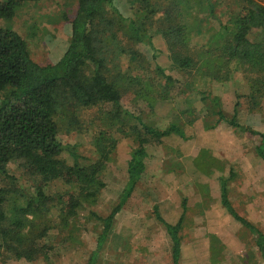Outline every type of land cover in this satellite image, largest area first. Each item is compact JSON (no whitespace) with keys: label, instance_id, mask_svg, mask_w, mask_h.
I'll use <instances>...</instances> for the list:
<instances>
[{"label":"trees","instance_id":"16d2710c","mask_svg":"<svg viewBox=\"0 0 264 264\" xmlns=\"http://www.w3.org/2000/svg\"><path fill=\"white\" fill-rule=\"evenodd\" d=\"M40 1L47 0H0V20L12 21L20 8ZM116 1L77 0L71 39L63 56L54 63L37 62L27 41L17 31L0 27V178L9 180V186H16L11 181L19 179L11 176L9 168L20 162L24 175L36 182L33 196L25 198L24 204L16 197L12 205H8L5 195L17 191L0 184L1 262L46 259L52 264L45 244L49 233L68 231L66 243L74 241L80 228L77 220L88 211L90 218L102 225L97 247L88 260V264H98L117 216L139 191L148 168L149 146L163 145L164 140L174 136L189 139L187 126L193 127L201 118L190 104L179 113L182 122L171 123L162 130L131 113L125 106L126 97L147 103L153 112L157 103L168 104L176 97L165 95L149 80V69L165 88L177 87L181 82L179 89L186 101L196 93L203 102H215V110L210 112L215 124L212 125V118L203 117L204 129L212 131L224 123L257 136L260 139L257 152L264 159V134L242 126L238 119L239 104L230 115L218 97L197 88L206 81L228 82L237 69L242 70L251 89L247 98L252 99L250 104H256L254 111L262 110L259 100L264 99L263 0H238V3L235 0L238 10L226 21L218 17L216 9L220 2L215 0H173L167 8H161L158 27L152 23L157 13L152 0H137L139 8L132 18L124 17L113 7ZM198 3L205 5L210 18L218 23L217 28H210L209 39L201 46L194 42L196 22L192 23L194 29L189 22ZM257 31L263 33L262 38L256 36ZM142 45L153 52L150 60L139 50ZM126 54L137 61L143 70L141 74L121 69L120 56ZM172 70L184 79L175 78ZM132 122H138L139 126ZM91 131L95 160L84 159L77 145L60 138L62 132L91 134ZM119 131H126L137 146L131 153L128 176L120 188L118 201L110 214L103 217L92 208L102 203L109 166L118 150L113 135ZM209 152L202 150L195 161L201 172L207 171L206 175L215 172L213 164L202 160L210 157ZM236 177L232 170L228 178H220L222 205L256 233L264 259V233L242 219L229 199L228 184ZM52 184L60 185L62 191L49 193ZM154 213L172 240L173 264H181L182 222L167 223L158 207Z\"/></svg>","mask_w":264,"mask_h":264},{"label":"rangeland","instance_id":"374dc122","mask_svg":"<svg viewBox=\"0 0 264 264\" xmlns=\"http://www.w3.org/2000/svg\"><path fill=\"white\" fill-rule=\"evenodd\" d=\"M172 1H151L157 8V13L152 17V23L155 27H158L162 16L161 8H167ZM236 1L238 3V0ZM215 2H220L217 5L216 12L223 21L228 20L229 16L238 10L235 0H215ZM77 6V0H47L28 4L19 9L14 20H0V27L17 31L27 41L32 51V56L37 62L54 63L63 56L68 47V42L72 36L71 21L75 17ZM113 7L124 17L132 18L135 16V10L139 8V3L137 0H118ZM110 10L112 11L113 9ZM191 13L192 16L189 17L191 27L193 29L195 27L192 24L193 22H196L197 25L194 42L201 46L207 43L210 36L208 35L210 28H217L218 23L210 18L205 5L201 3L195 4V8ZM256 36L262 38L263 33L257 31ZM138 48L148 60L151 59L153 52L148 47L142 45ZM136 62L130 55L126 54L120 56L119 65L127 73L139 72L141 74L143 70L140 69ZM148 71L149 80H152L161 89V92L165 95L176 97L172 102L169 101L168 104L157 103L154 112L147 103L138 100L134 101L126 97L125 106L131 113L141 116L145 123L162 130L166 129L171 123L182 122L179 113L186 110L190 104L195 106L197 115L201 118L196 121L193 127L187 126L189 139L184 140L179 136H174L170 140H164L163 145L149 146L148 168L139 185V191L134 194L126 208L117 216L113 233L110 236L107 247L100 254L98 264H172L169 240L163 232H152L149 229L150 226L159 222L156 221L157 218L152 217V212L155 202H158L157 197L160 202L161 196L163 195L165 198V194L167 197L173 196L175 199L182 191L188 195L195 193L194 183L198 174L194 173L195 171L189 168V165L193 156L198 155L201 148H214L213 150L219 156H227L228 159L235 162L237 165L236 170L241 172L242 179H237L232 183L233 201L241 212L248 211V218L257 222L260 228L264 229V167L260 166L257 160L250 155L252 153L250 150L252 151L258 146L260 139L224 123L212 131H206L202 118H212L210 112L215 110V102L210 100L203 102L201 95L198 96L196 93H193L186 101L179 89L181 82L177 83V87L165 88L160 84V79L156 77L153 70L149 69ZM170 72L175 78L181 81L184 79L176 71L172 70ZM243 75L244 72L237 69L232 79L228 82L206 81L205 83H200L197 88L209 92L214 98L218 97L222 108L230 115L234 114L235 107L239 104L238 119L242 126L264 134V99L259 100L263 105L262 110L254 111L256 104L254 102L250 104L249 100L251 98H247L251 94V89ZM208 111L210 114H207ZM214 120H212V125L215 124ZM132 124L138 125L139 123L132 122ZM90 133L66 134L62 132L60 138L65 143L77 145L84 159L95 160L97 158L96 148L92 142L93 132L91 131ZM126 133V131H119L113 135L118 144L117 154L109 166L110 171L106 179L107 188L103 193L102 203L98 207L92 208L94 212L103 217L110 214L113 206L118 201L120 188L128 176L127 169L131 153L137 146L133 142V138L127 136ZM91 135L92 137H90ZM224 148H235L233 152L237 151L239 154L231 157V154L225 152ZM179 160H182L183 164L189 168L188 171L183 175L169 173L171 168L172 172L180 170V163H175ZM202 160L208 161V158L205 156L202 157ZM84 162L87 163L86 161ZM20 164V162L12 163L9 168L11 176L19 179V181H11V183L15 182L16 186H9V180L6 182L0 178L2 186L8 189L11 187L17 191L16 193L5 195V198L9 200L7 202L8 205H12L17 200L16 197H19L22 200V204H24L25 198L35 194L36 182L24 175ZM206 180L210 183L213 181V184L211 183L212 186L217 184V178ZM47 191L49 193H59L62 188L58 184H52ZM195 194L199 196L201 193L198 194L196 192ZM252 197L254 198L253 200H251ZM197 201L195 200L194 202ZM162 211L168 221H175L178 218L175 215L173 206L167 203L162 205ZM184 221L186 222L188 219L186 218ZM77 225L80 228L76 232L74 241L69 240L66 243L69 233L61 230H52L45 239L52 264H88L91 254L97 247V239L101 233L102 225L94 222L90 218L88 211H85L80 219L77 220ZM233 226L230 227L232 232ZM213 243L214 263L223 259L229 260L233 257L231 254H227L228 256L224 257L227 250L223 251L222 248L216 247L220 241L216 242L213 240ZM249 248L246 250L242 246L239 249L244 254L246 252L249 254L246 257V253L244 264H252L250 261H254L255 256L258 258L257 264H262L260 253L254 248ZM232 251L234 253V249ZM184 253L182 264H194L193 261L196 258L192 255V249L186 246L184 247ZM0 264L50 263L46 259H40L36 262L14 260L4 263L0 261Z\"/></svg>","mask_w":264,"mask_h":264},{"label":"crops","instance_id":"0c3cea01","mask_svg":"<svg viewBox=\"0 0 264 264\" xmlns=\"http://www.w3.org/2000/svg\"><path fill=\"white\" fill-rule=\"evenodd\" d=\"M214 148H201L198 155L193 156L191 159L189 168H192L194 173H197V180L194 183V191L199 194H185V192H180V195L178 197H170L165 194V198L163 195L161 196L162 199L159 202V199L157 197V201L154 204V208L158 207L160 216L169 224L176 225L180 221L182 222V228L180 231V236L182 240V254H181V264L183 263L184 258V247L188 246L190 249H192V255L194 256L195 261H193L194 264H244V257L246 253L244 254L239 250L242 246L247 250L249 247L254 248L258 253H260V261L262 264H264V259L262 257V253L258 247V236L252 229H249L246 227L241 221L234 218L222 205V199H221V184H220V178L225 177L228 178L231 171L236 174V179L234 181H230L228 186L230 187V196L229 199L231 203L233 204V207L236 211V213L244 220L249 222L252 226L260 230L262 233H264V229L260 228V225L250 220L248 217L249 212H241L235 202L232 198V192L233 187L232 183L235 182L237 179H242L241 172L237 171V165L235 162H232L228 157L226 158L221 157L217 154L216 151L213 150ZM225 152L228 154H231V157H234L238 155L239 153L237 151H234L233 148H224ZM202 150L210 151V157L208 158V163L213 164L212 170L215 172H212V175H206L205 172H201L196 164L195 161L197 160L200 152ZM250 155L253 156L260 164V166L264 167V159L260 157V155L257 152V148H254V150H250ZM244 156V153H243ZM230 157V158H231ZM242 157V156H241ZM210 159V160H209ZM213 161V163H212ZM180 163L181 168L179 171L172 172L173 174H185V172L188 171V167L183 164L182 160H179L175 163ZM211 162V163H210ZM221 169V170H220ZM216 175V176H215ZM217 178V184L215 186H212L210 182H208L206 179H215ZM218 186V188H217ZM217 189V190H216ZM180 191V190H179ZM193 196V197H191ZM197 196V197H196ZM174 199V200H173ZM251 199V198H249ZM254 198L252 197L251 200ZM195 200H198L197 202H194ZM184 202H186L185 208L183 207ZM164 203H167L168 205L173 206L175 215L178 217L175 221H168L164 217V213L162 211V205ZM154 208L152 212V217L155 219L157 216L154 213ZM188 219V221H184L185 219ZM158 221V219H156ZM154 225V226H153ZM149 227L152 232H163L166 236V238L169 240L170 243V254H171V261L173 264V257H172V240L167 232V229L164 225H162L160 222H158L156 225L153 224ZM233 226V232L230 230V227ZM247 236V239H246ZM154 237V235H153ZM213 240L220 241L216 247L222 248L223 251H225L224 257L228 256L227 254H231V259H223L222 261H219L214 263V254H213V248L214 243ZM249 248V249H250ZM234 249V253L232 251ZM248 253L246 257H248ZM254 261L251 260L252 264H257L256 256L254 257ZM231 260V261H230ZM254 262V263H253ZM248 263V262H247Z\"/></svg>","mask_w":264,"mask_h":264}]
</instances>
